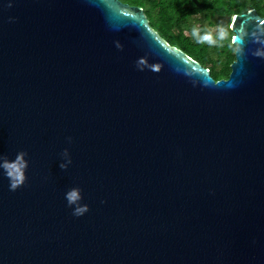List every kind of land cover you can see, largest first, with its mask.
I'll return each mask as SVG.
<instances>
[{
  "label": "water",
  "instance_id": "95a60500",
  "mask_svg": "<svg viewBox=\"0 0 264 264\" xmlns=\"http://www.w3.org/2000/svg\"><path fill=\"white\" fill-rule=\"evenodd\" d=\"M230 29L215 79L140 5L0 0V264H264V15Z\"/></svg>",
  "mask_w": 264,
  "mask_h": 264
},
{
  "label": "trees",
  "instance_id": "16d2710c",
  "mask_svg": "<svg viewBox=\"0 0 264 264\" xmlns=\"http://www.w3.org/2000/svg\"><path fill=\"white\" fill-rule=\"evenodd\" d=\"M123 1L142 6L151 26L170 44L182 48L210 68L215 79L228 77L236 45L232 42L233 32L229 27L225 29L223 39L214 28L223 25L224 17H232L251 8L264 15V0H201L213 3V8L199 7L193 0ZM193 29H197L201 36L210 32L214 42H199L192 35Z\"/></svg>",
  "mask_w": 264,
  "mask_h": 264
},
{
  "label": "clouds",
  "instance_id": "9594fccd",
  "mask_svg": "<svg viewBox=\"0 0 264 264\" xmlns=\"http://www.w3.org/2000/svg\"><path fill=\"white\" fill-rule=\"evenodd\" d=\"M192 35L194 37H197L198 41L201 43L214 42L213 36L210 32L205 33L204 35L201 36L197 29H193ZM224 36L225 33L223 29H221L219 32V37L223 39ZM141 63H143V61H141ZM65 152H67V150H65ZM26 155L27 154L25 152H20L17 154L15 160L11 162L5 157H0V160H2V163H0V167H2L5 170L7 177L10 179V190L13 191L16 190L19 186H21L24 183L26 179L24 175V172L27 168V161L24 159ZM60 167L64 168L65 165L62 164L60 165ZM81 199H82L81 190L79 188H73L66 193V200L69 206L72 205L76 206L74 209V215L80 216L88 211L87 205L81 206L79 204V201Z\"/></svg>",
  "mask_w": 264,
  "mask_h": 264
},
{
  "label": "rangeland",
  "instance_id": "374dc122",
  "mask_svg": "<svg viewBox=\"0 0 264 264\" xmlns=\"http://www.w3.org/2000/svg\"><path fill=\"white\" fill-rule=\"evenodd\" d=\"M232 19H233V16L232 17H224L222 20L223 25L218 24L219 26L215 27L214 30L220 32V30L223 29L224 33H226L225 29L227 27L230 28Z\"/></svg>",
  "mask_w": 264,
  "mask_h": 264
},
{
  "label": "flooded vegetation",
  "instance_id": "af4514ba",
  "mask_svg": "<svg viewBox=\"0 0 264 264\" xmlns=\"http://www.w3.org/2000/svg\"><path fill=\"white\" fill-rule=\"evenodd\" d=\"M200 62V61H199ZM201 63V62H200ZM202 64V63H201Z\"/></svg>",
  "mask_w": 264,
  "mask_h": 264
}]
</instances>
